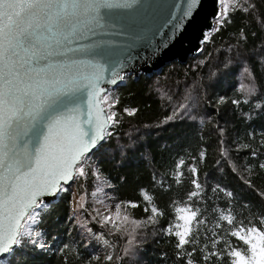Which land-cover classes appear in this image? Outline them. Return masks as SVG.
<instances>
[{
  "label": "snow or ice",
  "instance_id": "1",
  "mask_svg": "<svg viewBox=\"0 0 264 264\" xmlns=\"http://www.w3.org/2000/svg\"><path fill=\"white\" fill-rule=\"evenodd\" d=\"M194 49L204 53L193 57L195 79L157 89L163 118L122 140L125 117L140 111L120 102L126 70ZM233 66L249 81L243 99L211 92ZM225 106L233 119L221 122ZM153 128L174 139L150 186L189 185L166 225L155 194L142 187V200L123 199L129 177L113 183L104 171L123 166ZM62 200L78 237L69 231L65 243L42 228ZM157 236L170 245L161 264H264V0H0V264H30L24 253L129 264Z\"/></svg>",
  "mask_w": 264,
  "mask_h": 264
},
{
  "label": "trees",
  "instance_id": "2",
  "mask_svg": "<svg viewBox=\"0 0 264 264\" xmlns=\"http://www.w3.org/2000/svg\"><path fill=\"white\" fill-rule=\"evenodd\" d=\"M210 47L209 45H204L205 52ZM203 55L204 53H201L196 57H202ZM213 66H215V62ZM197 71L192 57L186 64L174 62L167 65L161 74H155L153 76L143 75L137 79L133 76L128 77L127 84L118 89L120 102L127 106H138L140 111L136 117H125V122L120 131L121 139L126 141L128 134H131L134 139L142 137L146 131L142 128V124L151 122L157 118H163L165 111L161 107V104L166 103V99L162 100L161 93L157 92V89L179 92L181 88L185 87L186 84H190L195 79V73ZM203 72L207 73L208 69H203ZM256 75L258 82L261 81L262 74L259 70L256 71ZM248 86L249 81L246 78V74L242 72V69L233 66L232 71L226 77L221 78L211 85V92L243 99V90H246ZM203 111L212 114L214 109L205 106ZM216 119L221 120V122L226 119H233L230 106L221 108L220 115ZM204 134L208 137L209 144L214 147L215 134L211 124L205 123ZM173 139L174 134L170 133L167 129L153 128L148 130L146 137L139 140L136 150L129 153L128 160L123 166L112 163L104 165V171L113 183L116 182V178L122 173L129 177L128 183L119 187L118 194L121 198L137 201L142 200L139 192V189L142 187L149 195L155 194L161 206L165 207V218L161 220V225H166L169 220H175V208L179 206V202L183 199L184 193L189 187L186 179L181 185L175 186L171 194H162L159 189L150 186L151 170L153 168L168 167L170 164L169 156L171 150L167 147L162 148L161 146L172 144ZM145 152L151 153L153 157L151 164L143 159V153ZM91 187L92 185L90 184L89 192L91 191ZM170 197L176 200L177 203L169 207ZM51 211L53 212V216L48 224L42 226L43 231L56 234L59 243H65L71 237H77L76 230L72 227V222L67 218L69 214L67 203L62 200ZM130 211L135 217L145 215L140 208ZM208 226L211 227V224ZM69 231H71V237L68 235ZM90 247L94 246L90 245ZM162 251H170V245L165 243L164 239L159 236L155 239L150 238L149 242L143 246V250L139 251L136 257L129 260V264H161L159 256ZM23 255L26 259L30 258V264H37L38 260H42V264H59V258L56 255H51L47 258L32 257L30 253H24Z\"/></svg>",
  "mask_w": 264,
  "mask_h": 264
},
{
  "label": "water",
  "instance_id": "3",
  "mask_svg": "<svg viewBox=\"0 0 264 264\" xmlns=\"http://www.w3.org/2000/svg\"><path fill=\"white\" fill-rule=\"evenodd\" d=\"M185 49L189 47L187 42H185L184 46ZM201 47H204L202 45ZM198 49H194L191 52H182L179 57H173L172 53H166L162 55L158 60L155 62L149 61L147 64H143V62L136 63L135 67L133 69L126 70L128 72L127 77L133 76L134 78H139L140 76H153L155 74H161L163 69L174 62H179L182 64H186L187 61L192 58L200 55ZM143 64V66H141ZM127 77H126V84H127ZM124 83V85H126ZM123 85V86H124Z\"/></svg>",
  "mask_w": 264,
  "mask_h": 264
},
{
  "label": "rangeland",
  "instance_id": "4",
  "mask_svg": "<svg viewBox=\"0 0 264 264\" xmlns=\"http://www.w3.org/2000/svg\"><path fill=\"white\" fill-rule=\"evenodd\" d=\"M130 77V76H129ZM128 78V77H127ZM126 84V83H125ZM184 88V87H183ZM181 88V90L183 89ZM162 91H165V90H162ZM93 186L91 187V191L89 192V188H88V192H89V195L87 196V199L89 200V202L91 201V196H90V193L93 191ZM105 191H108V189H105Z\"/></svg>",
  "mask_w": 264,
  "mask_h": 264
}]
</instances>
